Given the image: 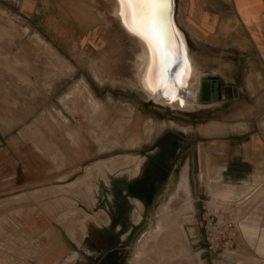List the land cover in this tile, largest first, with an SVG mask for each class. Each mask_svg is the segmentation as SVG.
<instances>
[{"label": "crops", "instance_id": "obj_1", "mask_svg": "<svg viewBox=\"0 0 264 264\" xmlns=\"http://www.w3.org/2000/svg\"><path fill=\"white\" fill-rule=\"evenodd\" d=\"M19 6V17H22V11L33 10L35 0H21ZM4 11L12 15L15 9L0 7L2 31H6ZM175 21L188 48L195 49L194 54L190 53L201 76L218 81L221 92L219 101L207 104L199 101L201 105L178 111L193 109L186 112L188 119L191 127L199 125L197 136L205 141L218 133L227 135L229 131L226 124L229 121H213L211 110H222L232 104L257 109L259 114H238L231 123L236 124L233 130L236 139L242 141L237 158L249 168L246 172L252 173V179L243 176L240 187L256 191L264 188V179H259L264 177V132L247 131L248 125L264 124V0H176ZM7 43L11 46L9 41ZM7 47L9 58H12L14 52ZM24 55L28 57L27 52ZM0 57L5 56L0 54ZM23 60L27 59L23 56ZM2 74L0 264H135V249L145 236L138 227L141 221L146 224L150 221L151 213L137 210L138 215H135L131 210V201L144 207L143 198L141 201L131 198V173H138L139 167L148 161V154L133 159L124 155L109 160L112 156H108L102 160L106 161L103 165L99 164L98 146L86 143V140H93L90 136L88 139L79 136L75 144L69 133L49 127L42 121L44 117H35L37 106L33 99L30 100L31 90L19 85L10 71ZM230 91H236L237 95L229 98ZM84 112L90 115L86 106ZM120 113L128 114L122 117L130 122L133 109H121ZM109 132L111 137L115 136V129ZM71 134L78 139L76 132ZM151 136L149 129L145 139ZM95 139L104 146L105 139L100 135ZM107 140L115 143L114 138ZM140 140L133 133L127 146H134ZM165 146L170 147L169 142L157 148L154 153L157 161L151 162V166L161 165L165 169L164 162L168 159L161 160ZM226 149L227 145L220 146L221 159L227 158ZM132 161L134 164L130 166ZM209 169L219 172L220 177L224 171L223 167H209L207 173ZM148 170L153 171V166ZM189 171L190 158L180 173L172 197L183 179L189 195L192 194ZM117 172H120L118 177H122L118 184L114 174ZM224 187L237 193L242 191L232 185ZM249 218L242 224L243 229L254 230V235L258 231L262 233L264 215L254 213ZM154 219L156 225L158 217ZM142 264L164 262L152 260Z\"/></svg>", "mask_w": 264, "mask_h": 264}, {"label": "rangeland", "instance_id": "obj_2", "mask_svg": "<svg viewBox=\"0 0 264 264\" xmlns=\"http://www.w3.org/2000/svg\"><path fill=\"white\" fill-rule=\"evenodd\" d=\"M106 1L35 0L33 10L30 12L22 11V17H19V3L21 4V0H0V7H13L15 9V13L12 15L7 11L2 14L3 23L10 25L11 28L6 31L0 29V54L5 56L3 58L0 57V78L2 79L4 71H10L16 77L19 85L31 90L30 100L33 99L37 106L35 117H44L42 121L47 123L49 127H54L63 134L69 133L73 143L77 144L79 142V136L85 137V139L91 137L93 140H86V143L90 145L93 143L98 146L101 152L99 157L101 162L99 161V164L103 165L106 161L102 160L108 156H112L109 160L124 155H129L133 159L134 156H145V154H148V161L141 168V172L131 180L132 200L134 201V198H138L136 200L141 201V198L145 197L148 202L147 208L145 207L144 209L142 206L140 211L144 210L151 213L150 221L147 224L145 221H141L138 227L145 236L142 235L143 238L135 249V264L158 260L141 258L137 263L138 249L142 240L156 228L162 211H166L169 205L172 207L169 212L180 211L184 203L183 197L175 200L178 191L173 197L172 195L176 190L180 173L185 167L188 158H190L189 187H191L190 193L192 192L191 200L194 209L183 212V218L182 216L179 218L183 232V239L178 243L180 254L177 257L174 256L175 258L164 261V264H264V254L261 256L259 253L252 251L250 247V244L256 238L253 233L254 230L247 231V229H243L242 225L247 223L249 217L255 212L264 215V202L261 199L264 188L257 191L253 189L252 195L246 204L244 203L245 207L243 206L244 204L240 205L241 202L235 200L231 210L224 211L222 208L214 209L209 204L211 196L208 189L209 179L206 178L207 168L223 167L224 171L221 177H219V172L216 171L217 173H214L217 177H215L212 185L215 187L212 188L218 189L222 183L224 186H235L238 191L243 190L240 187L243 176L252 179V173L246 172L249 168L237 158V153L241 150L242 141L236 139L235 131H233L234 129L236 130V124L231 123V121H234L238 114L257 115L259 111L257 109L254 111L251 107L236 106L235 104L225 106L222 110H211L213 121L220 119L229 121L226 122L229 131H227V135L218 133L203 141L201 140L202 136H197L199 125L192 124L194 128L191 127V122L186 113L193 109L178 111L190 108L171 107L158 102L157 105L147 100L144 93L129 86L115 83L109 78L102 81L97 79L94 71V67H97V65H104V68L118 79L126 76L124 69L129 68L130 59H132V53L129 50V39L124 37L113 23L109 22V16L101 14V12L105 13L106 8H108V1ZM17 28L22 33L18 32ZM36 32L69 65L68 69L61 72L62 74H58V77L48 89L45 88L41 81L42 75H37L27 67L28 65L21 68L22 62L20 63L17 60L21 54L27 59L29 65L35 63L37 51L30 38L31 34ZM8 41L11 46L7 43ZM6 47L14 52L12 58H9ZM194 50L193 47L189 46V53L193 52L194 54ZM24 52L28 53V57L24 55ZM204 54H208V52L204 51ZM112 65L116 67L114 66L115 68L111 69ZM194 66L196 65L194 64ZM196 68L198 69V67ZM129 71L132 70L129 69ZM79 83L85 85L84 87L87 89H84V92L86 91L85 94H89L91 101H97V104L101 107L100 109L105 110L106 114L105 111L101 110L96 115L93 114L95 117L87 116L84 112L86 100H82V98L84 99L83 96L77 98V106L75 105L73 110L65 107L62 103V98L67 96L71 89ZM25 99L27 100L28 97ZM199 104L193 106H198ZM125 108L133 109L130 122L128 118L122 117L124 114L120 113V110ZM103 114L104 116H101ZM124 116L127 117L128 114ZM188 126H190V129ZM248 127L247 131L250 133L252 131L264 132V124L256 123L248 125ZM109 129H115L114 137H111ZM149 129L152 131V136L147 140L145 135ZM72 132L78 134V139L71 134ZM133 133L140 137L141 140L134 146H127L128 140ZM98 135L105 139L104 143H102L104 146H101L96 141L95 136L98 137ZM109 138H114L115 143L106 141ZM165 142H169L170 145V147L165 146V152H163L161 158V160L168 159L164 162L165 169H162L161 165L157 167L154 164L152 165L154 170H148L149 167H152L151 162L156 160L157 156L154 153L157 148L163 146ZM226 145L227 158L221 159L219 156L220 146ZM208 152H211V155ZM133 164L134 162L132 161L129 165L133 166ZM173 166H175L174 169ZM210 171L211 169H209L207 176H209ZM115 178L118 184L122 177L116 176ZM254 179L258 178L254 177ZM259 179H264V177ZM183 181L182 183H184ZM230 189L234 194H239L234 189ZM259 199L261 200L258 201ZM131 203V210L134 211L135 206L132 201ZM134 213L136 214L135 211ZM156 216L158 219L155 225L154 217L156 218ZM224 219L232 220L236 225L240 226L237 227L239 228V236L236 241V247L230 252L222 253L209 249L208 238L212 239L214 236L217 237L219 235V223H222ZM137 221L135 220L134 222ZM263 223L264 220L262 225H264ZM210 225L211 227L216 226L217 229L214 228L215 231H210ZM262 239V247L264 249V236ZM251 260L255 261L252 262Z\"/></svg>", "mask_w": 264, "mask_h": 264}, {"label": "bare ground", "instance_id": "obj_3", "mask_svg": "<svg viewBox=\"0 0 264 264\" xmlns=\"http://www.w3.org/2000/svg\"><path fill=\"white\" fill-rule=\"evenodd\" d=\"M107 1H108V5H107L108 8H106L105 13L101 12V14H104V15L106 14V16H109V22L113 23L118 29V31H120L124 35V37H127L129 39V45H130L129 50L132 53V59H130L131 63L129 65V68L124 69L125 70L124 74H126V76L124 74L123 76L125 77L116 79L114 76H112L113 74H111L110 71L108 72L107 69L104 68V65L102 66L97 65L98 68L94 67V71H95V75L97 79L102 81V80H105L106 78H109V79H112V81H114L115 83L124 84L126 86H129L135 90H138L144 93L146 98L152 99L149 101L153 102L154 104H157L158 102L162 105H169L171 107H178V108H191L193 105L198 104L202 76H201L200 70L197 69L196 66H194L195 63H193V59L189 53V48L185 40L184 34L182 33L181 29L178 27L175 21V14H174L175 12H173L172 15L170 14L169 31L171 33V38L170 40L162 41V45H161L162 48L164 47L168 49L178 48L182 61H186V64L181 63L179 66L177 65L169 66V70L167 72V83L169 85V89L174 90L175 92V95L173 96L171 94V91H169V94H165V89L162 86H159V87L150 86L152 83L153 73L156 70V62H157V57H158V53L156 52L155 47L150 46L147 40H145L139 35H136L134 32L129 31L128 28L125 26L124 21L120 15V12H121L120 0H107ZM92 2H95V1H92ZM10 27H5L6 28L5 30H7ZM18 28H17L18 32L19 31L21 32V30H19ZM31 35L32 36L30 39H32L31 40L32 44L34 45L35 50L37 51V57H36L35 63H31L29 65L28 64L29 62L27 60H23V56L21 54L18 56L17 60L20 63L22 62L21 68L25 67V65H28L27 67L33 70L37 75H40V76L42 75L41 81L45 85V88L48 89L51 87L52 82L56 80V77H58V74H62L61 72L64 71L65 69H68L69 65L62 58V56L47 41L44 40V38L40 34L36 32L35 34H31ZM101 58H103V56H101ZM114 66L115 65H112L111 69H114L116 67ZM181 68L185 69L184 72H181ZM129 69H131L132 71H129ZM177 73H181L180 82L175 84L174 89H172L173 82L177 80ZM84 86L85 85L83 83H79L75 85L71 89L70 93L67 96L62 98V103L65 105L66 108L68 107L69 110L70 109L73 110L76 105L77 98H79L80 96H83L84 99L82 98V100H86V103H85L86 107L89 109V112L91 114L89 115V117L94 116L97 114V112H100L102 109H100L101 107L100 105L97 104L98 103L97 101L95 100L91 101L89 98V94L88 95L85 94L86 91L84 92V89H85ZM102 111H105V110H102ZM105 114H106V111H105ZM101 116H104V114ZM214 173H217V172L215 170H211L208 176L209 178L208 189H209V194L211 196V199H210L211 201L209 202V204L213 206L214 209L222 208L224 211L225 210L230 211L231 207L234 206V205L232 206V204L234 203L235 200L238 202H241L240 205L241 204L243 205L244 203L246 204L247 200L252 195V190L250 188H243L241 193L237 195L234 194L229 187H224L221 184L218 189L212 188V187H215L212 185H213V181L215 177H217L216 175H214ZM136 174L137 172H133L131 173V176H134ZM183 182L184 183L181 184V187L178 190V194L175 197V200L183 197L182 199L184 203L180 211L169 212V210L172 208L169 205V208L166 211L161 212L160 220L157 222V225L154 231H152L148 236H146L142 240L140 247L138 249L136 262L139 261L141 258H146V259L154 258V259H158L159 262L160 261L164 262L166 260L175 258L174 256L177 257L180 254V250H179L180 247L178 243L179 241H182L183 239V232L181 229V225H180L181 221H179L180 220L179 218L180 216H182L183 212L189 211V210L192 211L194 209L193 202L190 198L191 195H189V190L186 186V181L184 180ZM242 197L244 198L243 200H242ZM261 197H262L261 199L264 202V192L263 194H261ZM261 199H259L258 201H260ZM133 204L135 206V208L133 209L135 212H137V210L138 211L141 210V205H139L137 202H133ZM245 204L243 205L244 207L246 206ZM135 215H138V214L136 213ZM254 216H257V215L255 214ZM247 227L249 228L250 226H247ZM261 231L264 232V230H261ZM262 233L258 231L255 235L256 236L255 240L251 244L249 242L251 250L259 253L261 256H263L264 254V249L262 247L263 246L262 237L264 236V234ZM254 261L255 260H253L252 262Z\"/></svg>", "mask_w": 264, "mask_h": 264}, {"label": "snow or ice", "instance_id": "obj_4", "mask_svg": "<svg viewBox=\"0 0 264 264\" xmlns=\"http://www.w3.org/2000/svg\"><path fill=\"white\" fill-rule=\"evenodd\" d=\"M121 18L129 31L141 36L148 41L150 46H154L158 53L156 70L153 73L152 83L150 86H162L165 94L174 96V90L169 89L167 83V72L170 65L179 66L182 61L179 49L162 48V41L170 40L169 31L170 13L166 0H120ZM181 68V72H184ZM181 73H177L175 84L180 82Z\"/></svg>", "mask_w": 264, "mask_h": 264}, {"label": "built area", "instance_id": "obj_5", "mask_svg": "<svg viewBox=\"0 0 264 264\" xmlns=\"http://www.w3.org/2000/svg\"><path fill=\"white\" fill-rule=\"evenodd\" d=\"M218 224V223H217ZM219 235L213 237L212 239L208 238L209 249L214 251L230 252L236 247V241L239 236V230L237 225L232 220L224 219L222 223H219ZM211 227V225H210ZM215 227H211L210 231H215ZM213 234V232H211Z\"/></svg>", "mask_w": 264, "mask_h": 264}, {"label": "water", "instance_id": "obj_6", "mask_svg": "<svg viewBox=\"0 0 264 264\" xmlns=\"http://www.w3.org/2000/svg\"><path fill=\"white\" fill-rule=\"evenodd\" d=\"M169 13L172 15L175 12L176 0H167ZM175 14V13H174ZM237 93L234 91L228 92V97L232 98ZM221 99L220 85L218 81H213L211 78L205 76L201 78L199 101L202 103H211L213 101H219Z\"/></svg>", "mask_w": 264, "mask_h": 264}, {"label": "flooded vegetation", "instance_id": "obj_7", "mask_svg": "<svg viewBox=\"0 0 264 264\" xmlns=\"http://www.w3.org/2000/svg\"><path fill=\"white\" fill-rule=\"evenodd\" d=\"M142 162H143V160H142ZM141 167L142 166L139 167L138 173L134 176H131V178L136 177L141 172ZM118 173L119 172L115 173V175L118 176ZM143 203H144V209H145V207L147 208L148 202H147V199L145 197L143 198Z\"/></svg>", "mask_w": 264, "mask_h": 264}]
</instances>
